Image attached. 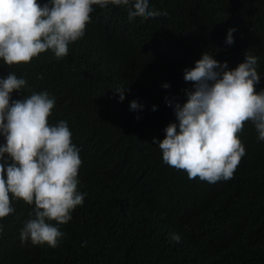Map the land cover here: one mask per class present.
Wrapping results in <instances>:
<instances>
[{
	"label": "trees",
	"instance_id": "16d2710c",
	"mask_svg": "<svg viewBox=\"0 0 264 264\" xmlns=\"http://www.w3.org/2000/svg\"><path fill=\"white\" fill-rule=\"evenodd\" d=\"M150 5L168 14L130 18L123 4L93 5L84 36L66 56L47 50L27 63L0 59V76L25 78L22 97L42 90L55 97L48 121H67L80 149L77 189L85 193L59 225L66 235L56 247L21 243L34 205L10 194L14 212L0 218V264H264V141L252 122L237 133L245 154L232 177L214 183L165 163L153 142L175 121L165 96L186 99L192 82L183 69L204 51L234 68L248 50L258 57L255 89L264 88V0ZM117 85H128L123 97ZM133 99L144 104L139 112L129 110ZM173 232L179 242L169 239Z\"/></svg>",
	"mask_w": 264,
	"mask_h": 264
},
{
	"label": "clouds",
	"instance_id": "9594fccd",
	"mask_svg": "<svg viewBox=\"0 0 264 264\" xmlns=\"http://www.w3.org/2000/svg\"><path fill=\"white\" fill-rule=\"evenodd\" d=\"M124 5L131 18L167 15L150 5V0H0V59L8 65L27 63L50 50L55 57L68 54V45L85 34L93 5ZM235 27L227 30L225 43H234ZM258 57L247 50L244 60L234 68L208 51L201 53L194 66L183 69V79L192 82L184 90L186 99L174 101L175 121L163 129V139L153 137L162 160L177 169L186 170L189 178L199 177L214 183L232 177L245 147L237 133L244 121H251L264 141V88L257 91L261 75ZM41 78V77H38ZM24 77L15 72L0 76V218L14 212L11 199H22L34 205L29 219L20 229L21 243L47 244L56 247L66 235L59 225L71 219V212L84 199L78 190L80 149L72 142L66 120L50 124L48 117L55 97L47 90L21 96ZM167 89L168 82L161 85ZM127 86L112 88L123 97ZM16 92L20 98L13 99ZM156 110L157 105H152ZM144 104L133 99L129 110L139 112ZM139 118V116H137ZM52 221H55L53 223ZM0 224V232H3ZM180 235L169 239L179 242Z\"/></svg>",
	"mask_w": 264,
	"mask_h": 264
}]
</instances>
